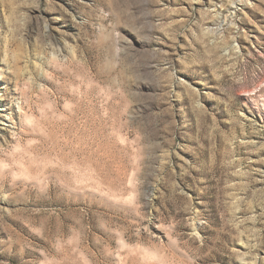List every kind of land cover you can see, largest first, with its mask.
<instances>
[{
	"label": "rangeland",
	"instance_id": "rangeland-1",
	"mask_svg": "<svg viewBox=\"0 0 264 264\" xmlns=\"http://www.w3.org/2000/svg\"><path fill=\"white\" fill-rule=\"evenodd\" d=\"M0 264H264V0H0Z\"/></svg>",
	"mask_w": 264,
	"mask_h": 264
}]
</instances>
